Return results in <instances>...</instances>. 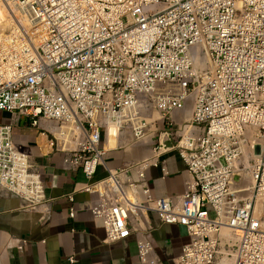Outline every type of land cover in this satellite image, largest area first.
<instances>
[{
  "label": "built area",
  "instance_id": "1",
  "mask_svg": "<svg viewBox=\"0 0 264 264\" xmlns=\"http://www.w3.org/2000/svg\"><path fill=\"white\" fill-rule=\"evenodd\" d=\"M0 16L14 25L0 35V190L49 211L44 168L14 136L29 124L83 175L67 199L93 196L105 244L134 238L140 264H164L155 216L189 236L175 264H264V0H0ZM257 141L246 191L237 164ZM128 145L152 157L111 168ZM171 153L184 191L156 196L148 171L168 178Z\"/></svg>",
  "mask_w": 264,
  "mask_h": 264
},
{
  "label": "crops",
  "instance_id": "2",
  "mask_svg": "<svg viewBox=\"0 0 264 264\" xmlns=\"http://www.w3.org/2000/svg\"><path fill=\"white\" fill-rule=\"evenodd\" d=\"M6 124L11 122L9 113H0ZM112 130L108 151L120 145L119 136ZM20 149L30 154L44 168L49 211L44 208L29 209L21 199L6 190H0V264H140L134 238L105 244V229L101 220L93 217V196L77 192L71 204L67 196L75 186L84 183L81 173L63 168V156L49 149L45 137L30 125H19L14 130ZM129 147V146H128ZM150 157L147 148L133 147L127 151V159L142 160ZM125 154L111 153V168L123 165ZM170 175L163 180L159 169L148 171V180L156 196L179 195L184 191L185 165L176 153L169 154ZM105 176V174H102ZM74 206L75 217L69 216ZM153 222L155 246L164 264H175L182 247L189 241L186 229L179 225ZM73 258L74 262L70 259Z\"/></svg>",
  "mask_w": 264,
  "mask_h": 264
},
{
  "label": "bare ground",
  "instance_id": "3",
  "mask_svg": "<svg viewBox=\"0 0 264 264\" xmlns=\"http://www.w3.org/2000/svg\"><path fill=\"white\" fill-rule=\"evenodd\" d=\"M0 23H5V16H0ZM14 32V25L12 24H5V28H0V35H7V33H13ZM112 130H116V129H111ZM110 131V134H111ZM109 139H110V135H109ZM108 139V140H109ZM108 140L105 143V149L108 151L107 146L108 145ZM121 143V142H120ZM107 145V146H106ZM149 151V150H148ZM263 151V147L261 143H258V141L256 142V150L255 153H250L248 150L244 153V155L242 156V161L240 160V163L238 162L237 166L238 168L244 171V180H243V188L246 191H249L252 187V173H253V165L250 164L248 162V160L250 158H253L255 160H259L261 153ZM150 153V157H152V153L149 151ZM148 157V158H150ZM146 159V158H145ZM244 164V166H243ZM223 264H227V263H223Z\"/></svg>",
  "mask_w": 264,
  "mask_h": 264
},
{
  "label": "rangeland",
  "instance_id": "4",
  "mask_svg": "<svg viewBox=\"0 0 264 264\" xmlns=\"http://www.w3.org/2000/svg\"><path fill=\"white\" fill-rule=\"evenodd\" d=\"M4 119H5V118H1L0 122H4ZM27 125H29V124H27ZM115 132H116L117 135L119 136L118 131L116 130ZM106 146H107V145H106ZM128 146H129V145H128ZM129 148H130V146L127 147V151H128ZM115 152L118 153V154H127V152H125L124 149H121V150H118V151H115ZM115 152H114V153H115ZM249 163L252 164V165H254L253 162H251V161H250ZM243 166H244V164H243Z\"/></svg>",
  "mask_w": 264,
  "mask_h": 264
}]
</instances>
